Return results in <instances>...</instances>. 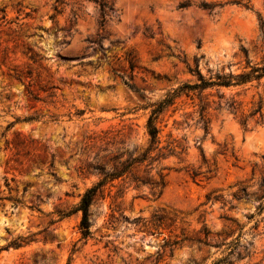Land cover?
I'll return each mask as SVG.
<instances>
[{"label":"rangeland","instance_id":"rangeland-1","mask_svg":"<svg viewBox=\"0 0 264 264\" xmlns=\"http://www.w3.org/2000/svg\"><path fill=\"white\" fill-rule=\"evenodd\" d=\"M111 2L103 18L92 0H0V264H213L236 240L230 261L264 264V123L211 105L205 134L196 98L159 118V146L173 148L150 171L165 175L161 194L115 180L80 240L74 209L97 179L81 170L92 137L108 131L140 152L144 106L195 82L190 69L264 62V0ZM206 93L247 114L264 78ZM18 237L32 240L8 246Z\"/></svg>","mask_w":264,"mask_h":264},{"label":"trees","instance_id":"trees-1","mask_svg":"<svg viewBox=\"0 0 264 264\" xmlns=\"http://www.w3.org/2000/svg\"><path fill=\"white\" fill-rule=\"evenodd\" d=\"M99 7L101 16L104 18L106 10L112 8L111 0H92ZM204 7L210 8L211 5L205 4ZM261 28H264V23L261 22ZM245 56L247 51L243 49ZM130 68H133V64L130 62ZM197 76V80L193 83L183 82L175 88L170 89L165 95L152 103H148L144 106L148 109V116L145 124L146 133L148 135V145L142 150L137 151L128 150L124 147L123 141L117 140V134H111L106 131L99 137H92L90 141L93 143L88 147V157L85 163L81 166V170L88 174L96 175L97 179L85 191L81 194L79 202L75 207L76 212L81 213L78 228L80 231V240L86 241L91 237L90 231V207L99 199H104L105 189L109 185H113V182L118 179L130 178L132 182L138 185H148L155 194V190L158 189L159 195L166 185L165 175L160 174V180H154L150 175L153 162L165 157L168 154L173 153V148L169 149L168 154L163 152L165 146L160 145V128L158 126L159 118L173 106L177 99L186 97L194 101L198 99L199 104V120L202 123L205 134L208 133V118L207 109L213 105V109H219L225 107L227 111L234 114L239 118V122L243 125L246 124L249 118L254 119L256 115L258 118L256 122L264 123V98L260 97L256 103H254L247 114L241 110L240 103L235 99H224L223 93H219L217 96L219 100H208L210 93L213 89L216 92L221 88H230L236 86H243L252 81H259L264 78V62L260 64H251L249 60H246L244 70L238 73H215L209 77H204L199 69L198 65L194 69H190ZM116 76V73H114ZM123 82L131 89L139 91L135 85L131 82H127L123 77L119 76ZM224 100L222 103L220 100ZM171 141L169 144L174 143ZM98 143V145H96ZM176 147V146H175ZM264 184V178L262 179ZM264 196V195H263ZM68 215V214H64ZM32 239L30 237H18L10 242L8 246L18 248L24 244H27ZM228 254L226 257L217 259L213 264H234L228 257L232 254H236L237 258L241 257L239 250L238 240L230 241L228 244ZM160 258L156 260V264H159Z\"/></svg>","mask_w":264,"mask_h":264}]
</instances>
